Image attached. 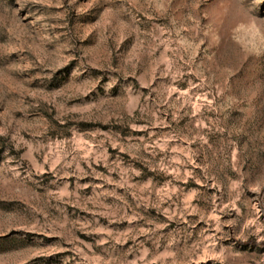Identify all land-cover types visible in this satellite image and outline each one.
I'll use <instances>...</instances> for the list:
<instances>
[{"label":"rangeland","instance_id":"374dc122","mask_svg":"<svg viewBox=\"0 0 264 264\" xmlns=\"http://www.w3.org/2000/svg\"><path fill=\"white\" fill-rule=\"evenodd\" d=\"M0 264H264V0H0Z\"/></svg>","mask_w":264,"mask_h":264}]
</instances>
